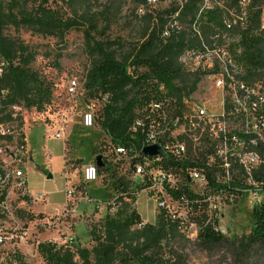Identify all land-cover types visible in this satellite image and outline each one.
Returning a JSON list of instances; mask_svg holds the SVG:
<instances>
[{
  "label": "trees",
  "instance_id": "obj_1",
  "mask_svg": "<svg viewBox=\"0 0 264 264\" xmlns=\"http://www.w3.org/2000/svg\"><path fill=\"white\" fill-rule=\"evenodd\" d=\"M51 2H60L65 12L51 7L49 0H0V90L5 93L0 122L8 120L9 106L44 113L54 99L53 83L32 69L36 52L21 40L19 30L61 44L56 59L66 38L76 33L87 57L82 101L99 104L94 124L108 139L101 152L113 151L112 158L126 161L131 173L136 164L146 161L148 167L136 185L123 175L111 187L104 185L112 195L106 214L88 224L89 248L41 243L36 250L43 262L179 264L177 248L190 242L192 231L193 244L203 251L211 253L225 243L217 203L235 204L249 194L259 199L253 201L250 230L241 245L244 250L264 247V144L257 136L264 129H251L264 124V0ZM208 57H213L209 68L191 64ZM206 76L221 78L225 91L233 86L240 99L246 97L245 111L225 99L221 120L233 123L234 130L218 134L217 140L227 143L224 154L215 149L217 141H212L209 125L198 119L191 98ZM150 136L162 153L146 158L141 152ZM176 144L185 151L172 153ZM117 147L126 154L115 155ZM239 147L240 152H231ZM245 154L257 162L245 165L240 161ZM110 155L102 154L98 176H113ZM151 169L170 174L175 183L164 185L167 206L158 210L153 223H145L135 202L154 183ZM193 172L203 178L200 191L192 187Z\"/></svg>",
  "mask_w": 264,
  "mask_h": 264
},
{
  "label": "rangeland",
  "instance_id": "obj_2",
  "mask_svg": "<svg viewBox=\"0 0 264 264\" xmlns=\"http://www.w3.org/2000/svg\"><path fill=\"white\" fill-rule=\"evenodd\" d=\"M51 1V7L65 12L60 2ZM129 7L132 6H126ZM18 33L21 40L36 52L32 69L53 83L54 99L44 113L33 109L21 111L24 139L32 155L29 168H25L27 187L30 195H42V199L33 196L34 201L26 205L25 212L17 215L16 224L25 230V234L22 237V231L13 233L17 235L11 244L14 249L8 248L10 245L0 248V264H45L37 253L38 244L53 243L61 247L68 236L73 235V245L89 248L88 224L96 223L106 214L105 204L112 195L111 188L108 190L104 185L111 187L112 182L121 175L135 185L139 178L128 170L126 161L112 158L110 153L113 154V151L101 152L102 141L108 142V139L98 125L81 127V115L87 108H91L94 114L99 108L94 101H82L81 85L87 57L81 37L71 33L66 38L65 49L60 52L61 57L56 59L61 49L57 41L32 36L24 30ZM212 59L208 57L202 62L200 58H195L191 64L209 68ZM54 64L58 67H54ZM71 79H75L79 85V91L72 98L66 94V86ZM217 80L211 76L203 77L191 95L195 104L213 115L220 113L225 95L223 88L216 85ZM58 125H64L63 138L59 140L54 138L59 130ZM102 154L111 156L108 161L113 176L103 172L97 181L84 183L82 169L94 164L95 157ZM48 175L50 179H47ZM81 185L79 190H75ZM192 187L198 191L197 185ZM154 195L153 191L143 190L136 198V211L145 223H153L158 212ZM253 201L254 196L248 195L235 204L217 203L218 228L226 235L227 241L210 253L193 244L195 232L192 231L188 238L190 242L177 248L180 251L179 264H264V247L252 246L244 250L241 245L242 237L250 230ZM28 215L33 219L29 220Z\"/></svg>",
  "mask_w": 264,
  "mask_h": 264
},
{
  "label": "built area",
  "instance_id": "obj_3",
  "mask_svg": "<svg viewBox=\"0 0 264 264\" xmlns=\"http://www.w3.org/2000/svg\"><path fill=\"white\" fill-rule=\"evenodd\" d=\"M4 69V64L0 63V77ZM218 79L216 85L222 87L225 93L224 99L222 101V106L220 113L210 114L202 109L198 104V119L204 121L209 125V133L212 141H217L215 149L218 148L219 154H224L228 150L226 147V141L220 142L217 140L218 134L230 133L234 130L233 123H229L227 120L222 121L221 118L224 116V103L225 99L229 97V102L239 106L241 110L245 111L246 97L240 99L233 86H229L230 92L225 91L224 83L221 78ZM240 90L243 89V86L239 87ZM79 91V85L75 79L68 81L66 86V94L68 97H74ZM254 94L253 91H251ZM4 91L0 90V112L2 107V97L4 96ZM258 102H262V99H259ZM257 102L251 104V108L255 109ZM153 109H158L157 105L152 106ZM81 115V127L83 128H92L94 124V112L91 111V108ZM23 109L20 106H9L7 113L9 115L8 120L0 122V248L5 245H10L8 248L14 249L13 242L17 238V235L13 233L23 232L25 230L21 228L19 224H16L17 215L23 214L25 211L26 205L32 203L33 196L30 195L27 187V178H26V169L29 167V163L32 161V155L28 152L25 142V131H24V122L21 117V111ZM2 117V113H0ZM264 129V124L260 123L258 125H253L252 130L257 128ZM59 130L55 133L54 138L59 140L63 138V128L64 125H58ZM182 131V128L179 130ZM258 138L264 144V134L262 132L258 133ZM149 140L151 142L146 146L149 147L157 143L155 138L150 136ZM214 147V146H213ZM223 150H222V149ZM170 150V149H169ZM185 151V147L182 144H176L172 149V153L179 154ZM241 147L232 150L231 152H240ZM114 153L117 156L125 155L126 150L122 147H117L114 149ZM157 156V155H156ZM245 165L255 164L257 162L256 157L251 154L242 155L240 160ZM148 167V163L145 161L143 164H136L134 167L133 175L139 178L142 181L144 168ZM26 168V169H25ZM89 169H94V173L88 172ZM149 174L153 177L154 183L147 190L153 191L155 193V202L157 209H161L167 206L168 198L164 192V185H169L173 187L175 180L174 178L165 172L157 171L151 169ZM98 179L97 168L94 164L85 166L82 169V180L84 183L95 182ZM190 181L193 185H197L198 191H200L204 186V181L202 176L198 173L190 174ZM192 185V186H193ZM69 192L67 191V195ZM252 194H249L251 196ZM42 195L35 196L36 199L40 198ZM248 196V195H247ZM254 200L259 199L256 195ZM14 227V228H13ZM74 236H68L64 242V246H72L74 244ZM2 254V253H1Z\"/></svg>",
  "mask_w": 264,
  "mask_h": 264
},
{
  "label": "water",
  "instance_id": "obj_4",
  "mask_svg": "<svg viewBox=\"0 0 264 264\" xmlns=\"http://www.w3.org/2000/svg\"><path fill=\"white\" fill-rule=\"evenodd\" d=\"M142 155L146 158H149V157H152V156H156V155H159L162 153V150H161V147L159 145V143H156L154 145H151L149 147H145L143 150H142ZM94 165L96 166V168H100L101 166V156H97L95 157V160H94ZM51 176L48 175L47 176V179H50Z\"/></svg>",
  "mask_w": 264,
  "mask_h": 264
},
{
  "label": "clouds",
  "instance_id": "obj_5",
  "mask_svg": "<svg viewBox=\"0 0 264 264\" xmlns=\"http://www.w3.org/2000/svg\"><path fill=\"white\" fill-rule=\"evenodd\" d=\"M88 172L94 173V169H89Z\"/></svg>",
  "mask_w": 264,
  "mask_h": 264
},
{
  "label": "crops",
  "instance_id": "obj_6",
  "mask_svg": "<svg viewBox=\"0 0 264 264\" xmlns=\"http://www.w3.org/2000/svg\"><path fill=\"white\" fill-rule=\"evenodd\" d=\"M84 167V166H83ZM29 168V167H28Z\"/></svg>",
  "mask_w": 264,
  "mask_h": 264
}]
</instances>
